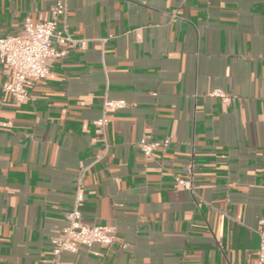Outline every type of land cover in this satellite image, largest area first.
<instances>
[{"label": "crops", "instance_id": "obj_1", "mask_svg": "<svg viewBox=\"0 0 264 264\" xmlns=\"http://www.w3.org/2000/svg\"><path fill=\"white\" fill-rule=\"evenodd\" d=\"M55 1L0 0V35L49 18ZM65 5L82 42L32 81L28 99L0 89V264H53L81 166L82 219L113 226L116 242L63 252L58 264H260L264 0ZM8 78L0 64V84ZM105 96L126 105L101 134ZM144 135L171 143L146 156ZM190 160L193 191L175 179Z\"/></svg>", "mask_w": 264, "mask_h": 264}, {"label": "built area", "instance_id": "obj_2", "mask_svg": "<svg viewBox=\"0 0 264 264\" xmlns=\"http://www.w3.org/2000/svg\"><path fill=\"white\" fill-rule=\"evenodd\" d=\"M65 0H56L50 9V17L32 21L26 18L21 29L11 35H0V64L9 68V78L0 84V89L10 94L16 102L29 98L28 87L33 80L44 79L50 71L52 62L63 56L68 48H74L81 40L73 38L68 32L66 22ZM56 44H63L65 48L58 49ZM210 96L219 97L222 102L231 101V96L221 89H212ZM126 105L121 99L104 97L101 114L96 121L98 132L104 133V126L111 113ZM171 143V137L153 138L142 136L136 142V148L146 156H152L156 149H166ZM87 166H81L73 182V201L71 207L65 211L66 223L60 232L51 238V253L53 264H58L63 252H76L79 247H90L99 244L111 248L116 242V230L113 226L84 222L82 206L85 200L82 179ZM185 176H175L179 185L193 191L192 162L184 164ZM255 231L259 236L256 250L257 259L264 264V215L260 216Z\"/></svg>", "mask_w": 264, "mask_h": 264}]
</instances>
